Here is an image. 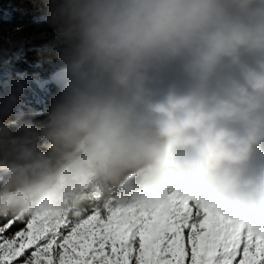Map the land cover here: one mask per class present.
<instances>
[{"label": "clouds", "instance_id": "obj_1", "mask_svg": "<svg viewBox=\"0 0 264 264\" xmlns=\"http://www.w3.org/2000/svg\"><path fill=\"white\" fill-rule=\"evenodd\" d=\"M56 91L0 95V216L177 196L264 237V0H42Z\"/></svg>", "mask_w": 264, "mask_h": 264}, {"label": "snow or ice", "instance_id": "obj_2", "mask_svg": "<svg viewBox=\"0 0 264 264\" xmlns=\"http://www.w3.org/2000/svg\"><path fill=\"white\" fill-rule=\"evenodd\" d=\"M189 202L90 200L55 218L0 216V264H264V237Z\"/></svg>", "mask_w": 264, "mask_h": 264}, {"label": "trees", "instance_id": "obj_3", "mask_svg": "<svg viewBox=\"0 0 264 264\" xmlns=\"http://www.w3.org/2000/svg\"><path fill=\"white\" fill-rule=\"evenodd\" d=\"M43 9L42 0H0V16L3 11L9 13L16 27L31 23L36 15L43 13ZM32 41L36 44L42 42L37 39H32ZM11 56L12 59L7 61V58ZM54 60L55 56L52 53L35 52L34 50L25 52L13 39H0V62L7 61L5 71L9 74L4 75V71L0 70V95H3L4 80L13 77L18 72L30 76L38 74L45 80H49L52 74L51 64ZM27 90L39 93L38 88H27Z\"/></svg>", "mask_w": 264, "mask_h": 264}, {"label": "rangeland", "instance_id": "obj_4", "mask_svg": "<svg viewBox=\"0 0 264 264\" xmlns=\"http://www.w3.org/2000/svg\"><path fill=\"white\" fill-rule=\"evenodd\" d=\"M42 15L43 13L36 15L31 23L23 24L21 27H16L12 21V18L10 17V14L6 11H3L0 16V39H13L16 44L25 50V52H32L33 50L38 52L37 48L39 44L33 42L31 37L33 33L36 32L37 27L41 22ZM16 29H20V31H16ZM10 59H12V56L8 57L7 61ZM7 61H2V63L0 62V70L4 71V75H9L5 71L7 68ZM51 68L52 74L50 80H45L41 77V75L38 74L35 76H30L23 74V72H18L13 77L11 76L9 79H5L2 90L3 95L7 94L9 85L12 81L28 80L29 86L27 88H38L39 93L28 91L27 88L25 89V93L21 97L25 108H44L47 105L50 96L56 91L55 83L52 81L56 72L54 63L51 64ZM189 203L191 204L193 202L190 201Z\"/></svg>", "mask_w": 264, "mask_h": 264}, {"label": "bare ground", "instance_id": "obj_5", "mask_svg": "<svg viewBox=\"0 0 264 264\" xmlns=\"http://www.w3.org/2000/svg\"><path fill=\"white\" fill-rule=\"evenodd\" d=\"M255 159L256 162L264 163V145L258 147Z\"/></svg>", "mask_w": 264, "mask_h": 264}]
</instances>
